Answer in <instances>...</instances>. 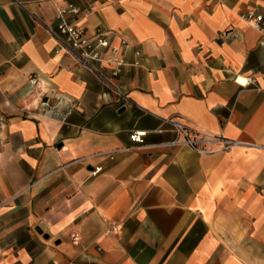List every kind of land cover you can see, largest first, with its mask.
I'll list each match as a JSON object with an SVG mask.
<instances>
[{"label": "crops", "instance_id": "crops-1", "mask_svg": "<svg viewBox=\"0 0 264 264\" xmlns=\"http://www.w3.org/2000/svg\"><path fill=\"white\" fill-rule=\"evenodd\" d=\"M68 5L111 87L46 30ZM249 11L264 24V0H0V264H264ZM167 119L235 143L199 153Z\"/></svg>", "mask_w": 264, "mask_h": 264}, {"label": "built area", "instance_id": "built-area-1", "mask_svg": "<svg viewBox=\"0 0 264 264\" xmlns=\"http://www.w3.org/2000/svg\"><path fill=\"white\" fill-rule=\"evenodd\" d=\"M76 13H78V8L73 5H68L66 8L58 11L57 25L55 27L45 26V28L57 41L60 49L70 54L79 64L91 71L107 86L111 87L108 78L103 73L102 66V63L105 61L103 49L108 46V41L100 31H97L95 36L90 38L84 27L69 21L68 15ZM245 18L251 26L262 33L260 43L264 47L263 15L255 11H249L245 14ZM36 19L43 24L38 18ZM108 61L111 60L108 59ZM254 82V77H247L244 84L247 85ZM167 122L172 124L178 134V138L173 140L172 143H183L199 153L212 152L211 149L201 146L203 143L207 144L213 141H219L223 143V149H228L235 143L226 138L200 134V132L196 135L192 134L186 125L178 121L167 119ZM130 138L134 142H143V138L139 132L133 133Z\"/></svg>", "mask_w": 264, "mask_h": 264}, {"label": "bare ground", "instance_id": "bare-ground-1", "mask_svg": "<svg viewBox=\"0 0 264 264\" xmlns=\"http://www.w3.org/2000/svg\"><path fill=\"white\" fill-rule=\"evenodd\" d=\"M241 81L244 83L245 82V80L244 79H241Z\"/></svg>", "mask_w": 264, "mask_h": 264}]
</instances>
